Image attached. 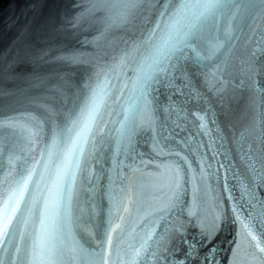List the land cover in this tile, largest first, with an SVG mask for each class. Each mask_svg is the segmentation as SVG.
Instances as JSON below:
<instances>
[{"label":"snow or ice","instance_id":"snow-or-ice-1","mask_svg":"<svg viewBox=\"0 0 264 264\" xmlns=\"http://www.w3.org/2000/svg\"><path fill=\"white\" fill-rule=\"evenodd\" d=\"M136 3L69 0L0 51V264H264V0H151L120 56L73 66L88 26ZM40 101L55 115L21 114Z\"/></svg>","mask_w":264,"mask_h":264},{"label":"water","instance_id":"water-1","mask_svg":"<svg viewBox=\"0 0 264 264\" xmlns=\"http://www.w3.org/2000/svg\"><path fill=\"white\" fill-rule=\"evenodd\" d=\"M69 0H0V51H3L9 47L10 44L16 39L18 32L21 28L28 23L32 25V35L31 39L35 40L37 33L46 34V30L49 27L51 20L59 21L60 13L67 9ZM151 0H137L135 8L133 9V14L127 18H121L119 10L111 14L110 19L97 18L93 23L88 26V39L92 40L93 43L86 45L84 48H79L75 45V50L82 55H79L75 61H73V66L78 64H95L103 65L105 63L104 56L117 57L121 55V50L124 48L123 41L129 39V34L136 32L138 35V29L134 27L137 23L135 17H140L146 9H149ZM69 48L74 46V42L69 43L65 41ZM138 55L135 48L129 49L127 57L124 63L128 65L126 69L131 72L130 61L136 58ZM203 91V89H200ZM191 105L188 109L189 112L198 111L194 104L189 101ZM22 108L21 114L25 117H35L37 120H42V111L46 108L48 111L55 115V106L49 105L44 101L37 102L36 105L24 103L20 106ZM179 107V106H178ZM181 116L184 115L183 112L180 113ZM252 113L248 107L247 101L241 98L234 104L233 110L230 113L231 124L234 126L235 130L238 132H245ZM188 119H192L191 116ZM219 120V116L217 117ZM261 119H264L262 117ZM56 122L60 123L59 117L56 118ZM21 123H29L28 120L21 121ZM30 127H35L34 124H29ZM211 126V125H209ZM222 127V125H221ZM45 141L47 126L45 125ZM248 140L247 135L244 137ZM229 148H231V142H228ZM145 149H141L144 151ZM230 156L235 161V156L230 152ZM239 168V164H236ZM243 179V177H242ZM247 182V181H245ZM103 184V180H101ZM229 188H233V184L229 182ZM146 195L149 199L152 197V193L146 190ZM233 195H239L238 190H233ZM227 203V202H225ZM107 207V202L100 200L96 205V220L97 222L104 215V210ZM80 229H74L76 239L89 252L92 250L89 243H86V239L89 234L93 238H98L97 228L88 222H82ZM90 259V258H88ZM78 264H86V260H79Z\"/></svg>","mask_w":264,"mask_h":264}]
</instances>
